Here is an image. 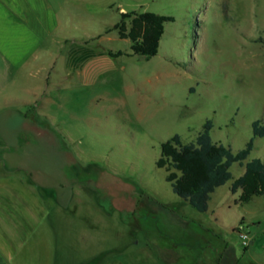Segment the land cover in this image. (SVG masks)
Segmentation results:
<instances>
[{
  "label": "rangeland",
  "instance_id": "obj_1",
  "mask_svg": "<svg viewBox=\"0 0 264 264\" xmlns=\"http://www.w3.org/2000/svg\"><path fill=\"white\" fill-rule=\"evenodd\" d=\"M59 4V22L35 56L13 66L0 59V136L44 193L35 225L51 228L52 264L110 249L101 264H264V193L243 199L231 190L245 165L232 164L233 178L204 212L157 165L162 142L176 133L193 141L208 119L213 140L234 152L255 120L264 123V0ZM132 10L175 18L149 59L132 54L118 30L107 32ZM257 157L262 136L245 163ZM43 235L33 239L38 263Z\"/></svg>",
  "mask_w": 264,
  "mask_h": 264
},
{
  "label": "crops",
  "instance_id": "obj_2",
  "mask_svg": "<svg viewBox=\"0 0 264 264\" xmlns=\"http://www.w3.org/2000/svg\"><path fill=\"white\" fill-rule=\"evenodd\" d=\"M59 3L67 5L70 0H0V59L5 65L22 61L24 64L37 54L59 22L55 15ZM33 131L37 136V130ZM2 136L6 138V134ZM3 138L0 136V264H52L53 242L49 243L46 235L52 232L51 228L42 230L35 225V217L42 213L44 193L36 189L38 184L32 180L34 169L18 162L20 150ZM38 232L45 234V240L39 243L48 245L40 263L34 261L36 246L35 251L33 247ZM111 250H103L76 264H101L105 257L101 256Z\"/></svg>",
  "mask_w": 264,
  "mask_h": 264
},
{
  "label": "trees",
  "instance_id": "obj_3",
  "mask_svg": "<svg viewBox=\"0 0 264 264\" xmlns=\"http://www.w3.org/2000/svg\"><path fill=\"white\" fill-rule=\"evenodd\" d=\"M121 18L107 29L118 30L121 38L132 40L131 53L147 59L159 51L160 41L165 32V23L173 21L172 15L153 11L136 10L120 12ZM264 44V36L257 38ZM111 56H119L124 51H109ZM213 121L208 119L193 141L185 142L178 133L162 142L158 167L166 168L167 180L173 190L199 211H207L212 192L233 178L231 166L235 162L245 165V172L231 184L233 192L243 190L242 198L248 199L257 193H264V159L253 158L245 163L255 146L257 136L264 137V123H252L253 136L246 146L234 152L230 146L213 140Z\"/></svg>",
  "mask_w": 264,
  "mask_h": 264
},
{
  "label": "built area",
  "instance_id": "obj_4",
  "mask_svg": "<svg viewBox=\"0 0 264 264\" xmlns=\"http://www.w3.org/2000/svg\"><path fill=\"white\" fill-rule=\"evenodd\" d=\"M239 228H240L241 237L243 238V242H244V244L247 245L248 239H249V234L243 230V225H240Z\"/></svg>",
  "mask_w": 264,
  "mask_h": 264
}]
</instances>
